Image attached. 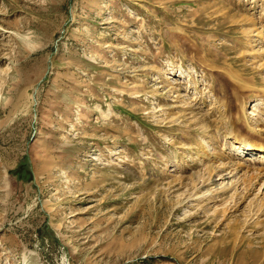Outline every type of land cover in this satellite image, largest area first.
<instances>
[{
    "label": "rangeland",
    "instance_id": "obj_1",
    "mask_svg": "<svg viewBox=\"0 0 264 264\" xmlns=\"http://www.w3.org/2000/svg\"><path fill=\"white\" fill-rule=\"evenodd\" d=\"M242 140L264 0H0V264H264Z\"/></svg>",
    "mask_w": 264,
    "mask_h": 264
},
{
    "label": "bare ground",
    "instance_id": "obj_2",
    "mask_svg": "<svg viewBox=\"0 0 264 264\" xmlns=\"http://www.w3.org/2000/svg\"><path fill=\"white\" fill-rule=\"evenodd\" d=\"M254 110H255V107H254ZM256 110H257V109H256ZM256 115H257V114H256ZM240 145H241V147L234 146V149H236V150L244 149V150H247V152H248V150H251V149L255 148V146H253V145H249V143L246 142L245 140H242V141L240 142ZM249 154H250V157L252 156L251 154L255 155V156H254L255 158H258V160H260L261 163H264V148L253 149V150L249 151ZM235 156H236V154H235ZM252 159H253V158H252ZM248 160H251V159L248 158ZM251 161H252V160H251ZM225 187H226V186L221 187L222 189H224V192L226 191L225 189H227V188H225ZM217 189H218V188H217ZM218 192H219V191H218ZM219 193H220V192H219Z\"/></svg>",
    "mask_w": 264,
    "mask_h": 264
}]
</instances>
